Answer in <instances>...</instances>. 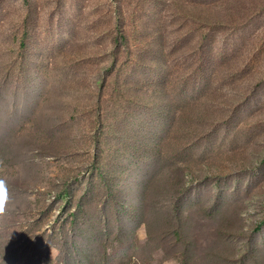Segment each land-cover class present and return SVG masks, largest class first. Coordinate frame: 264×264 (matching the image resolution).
Masks as SVG:
<instances>
[{
  "label": "rangeland",
  "instance_id": "1",
  "mask_svg": "<svg viewBox=\"0 0 264 264\" xmlns=\"http://www.w3.org/2000/svg\"><path fill=\"white\" fill-rule=\"evenodd\" d=\"M0 264H264V0H0Z\"/></svg>",
  "mask_w": 264,
  "mask_h": 264
},
{
  "label": "clouds",
  "instance_id": "2",
  "mask_svg": "<svg viewBox=\"0 0 264 264\" xmlns=\"http://www.w3.org/2000/svg\"><path fill=\"white\" fill-rule=\"evenodd\" d=\"M4 182L2 180H0V188H3ZM4 200L5 197L0 194V213H3L4 211Z\"/></svg>",
  "mask_w": 264,
  "mask_h": 264
}]
</instances>
